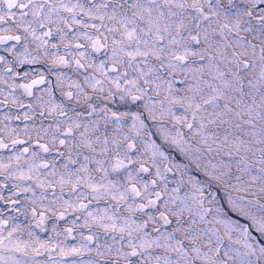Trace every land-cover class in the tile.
Returning a JSON list of instances; mask_svg holds the SVG:
<instances>
[{
    "label": "snow or ice",
    "instance_id": "snow-or-ice-1",
    "mask_svg": "<svg viewBox=\"0 0 264 264\" xmlns=\"http://www.w3.org/2000/svg\"><path fill=\"white\" fill-rule=\"evenodd\" d=\"M0 264H264V0H0Z\"/></svg>",
    "mask_w": 264,
    "mask_h": 264
}]
</instances>
